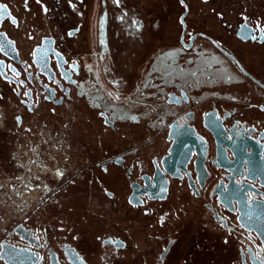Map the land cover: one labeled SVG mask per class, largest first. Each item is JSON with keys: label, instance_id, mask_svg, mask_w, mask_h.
Segmentation results:
<instances>
[{"label": "flooded vegetation", "instance_id": "af4514ba", "mask_svg": "<svg viewBox=\"0 0 264 264\" xmlns=\"http://www.w3.org/2000/svg\"><path fill=\"white\" fill-rule=\"evenodd\" d=\"M0 264H264V0H0Z\"/></svg>", "mask_w": 264, "mask_h": 264}]
</instances>
